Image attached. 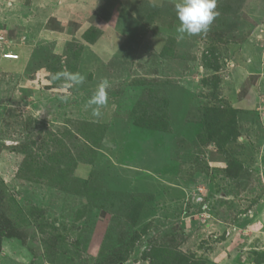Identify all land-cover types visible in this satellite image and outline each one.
I'll return each mask as SVG.
<instances>
[{
  "label": "rangeland",
  "instance_id": "374dc122",
  "mask_svg": "<svg viewBox=\"0 0 264 264\" xmlns=\"http://www.w3.org/2000/svg\"><path fill=\"white\" fill-rule=\"evenodd\" d=\"M178 2L0 0V264H264V0Z\"/></svg>",
  "mask_w": 264,
  "mask_h": 264
},
{
  "label": "clouds",
  "instance_id": "9594fccd",
  "mask_svg": "<svg viewBox=\"0 0 264 264\" xmlns=\"http://www.w3.org/2000/svg\"><path fill=\"white\" fill-rule=\"evenodd\" d=\"M215 8L216 0H179L175 5L179 21V26L176 29L178 38L183 39L185 36L206 33L217 15ZM53 79L62 80L63 86L66 88H74L82 85L86 77L79 72L61 71L53 74ZM110 86L109 80L103 79L95 93L87 101L86 108L91 109L93 117H101L100 109L108 103L107 90ZM63 99L66 101L67 97Z\"/></svg>",
  "mask_w": 264,
  "mask_h": 264
},
{
  "label": "trees",
  "instance_id": "16d2710c",
  "mask_svg": "<svg viewBox=\"0 0 264 264\" xmlns=\"http://www.w3.org/2000/svg\"><path fill=\"white\" fill-rule=\"evenodd\" d=\"M8 219V218H7ZM4 213L0 210V242L3 238L15 237L13 227H10V221L7 220Z\"/></svg>",
  "mask_w": 264,
  "mask_h": 264
},
{
  "label": "built area",
  "instance_id": "2783aa9c",
  "mask_svg": "<svg viewBox=\"0 0 264 264\" xmlns=\"http://www.w3.org/2000/svg\"><path fill=\"white\" fill-rule=\"evenodd\" d=\"M4 59L5 60L16 61V60L19 59V55L12 54V53H5L4 54Z\"/></svg>",
  "mask_w": 264,
  "mask_h": 264
},
{
  "label": "crops",
  "instance_id": "0c3cea01",
  "mask_svg": "<svg viewBox=\"0 0 264 264\" xmlns=\"http://www.w3.org/2000/svg\"><path fill=\"white\" fill-rule=\"evenodd\" d=\"M5 21H7V20H5ZM1 22H4V21H1ZM6 53H9L8 51H6ZM13 53V52H12ZM11 61V60H10Z\"/></svg>",
  "mask_w": 264,
  "mask_h": 264
}]
</instances>
